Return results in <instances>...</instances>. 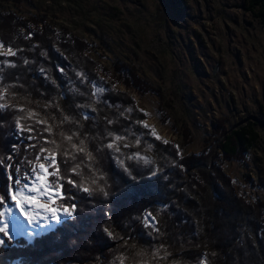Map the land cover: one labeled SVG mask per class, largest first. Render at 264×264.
Here are the masks:
<instances>
[{
	"label": "trees",
	"instance_id": "16d2710c",
	"mask_svg": "<svg viewBox=\"0 0 264 264\" xmlns=\"http://www.w3.org/2000/svg\"><path fill=\"white\" fill-rule=\"evenodd\" d=\"M251 5L259 10L256 16L264 21V0H251ZM42 22L38 18L26 21L0 10V42L16 49L15 56L0 54V62L8 60L16 65L5 66L0 73V83L11 86L6 102L35 109L41 115L54 113L58 122L62 116L56 107L40 106L53 102L65 114L79 120L82 127L66 123L63 129H78L81 137H87L88 149L95 156L92 167L98 170V184L108 195L97 191L89 196L66 185L71 188L69 194L76 197L69 201L77 205L75 216L30 244L20 239L19 243L0 249V264H119V256L126 257L125 264H200L205 256V264H264V200L250 202L239 195L233 179L219 162L220 156L228 161H244L245 154L257 144L258 126L264 128L263 105L260 115L231 131L225 132L219 121L214 142L186 157L175 145L161 143L135 123L133 114L136 121L144 119L145 114L137 111L132 96L115 85L121 82L141 95L156 93L163 100L159 88L148 84L129 64L114 61L111 71L91 61L85 54L88 43L72 33L58 34L47 26L30 29ZM77 72L85 73L89 81L95 80L108 90L98 97L92 96L91 85L82 83ZM111 75L113 81L107 79ZM69 82L79 92L73 91ZM85 103L91 107H78ZM129 107L135 110L121 116ZM85 113L87 120L83 118ZM25 114L11 108L0 111V156L12 155L17 162L25 157L31 159L36 149L26 146L36 144L38 149L43 144V140L29 141L28 132L17 134L16 118ZM108 120L114 123L109 124ZM110 131L127 137L118 142L130 145L122 147L124 155L139 151L152 163L126 161L129 175L115 163L114 153L104 147L111 139L107 135ZM141 133V143L136 145V136ZM13 145L18 146V151ZM216 148L221 150L220 156L215 155ZM64 167L61 165L62 171ZM84 174L93 173L84 168ZM101 174L104 179H99ZM4 179V170L0 169V182ZM146 213L155 217L152 227H145ZM105 228L113 232L112 237Z\"/></svg>",
	"mask_w": 264,
	"mask_h": 264
},
{
	"label": "rangeland",
	"instance_id": "374dc122",
	"mask_svg": "<svg viewBox=\"0 0 264 264\" xmlns=\"http://www.w3.org/2000/svg\"><path fill=\"white\" fill-rule=\"evenodd\" d=\"M0 10L26 21L42 19L34 31L47 26L76 35L101 67L112 71L117 61L136 68L163 100L121 82L115 88L146 113L141 121L155 129L157 140L186 157L214 142L219 121L231 131L264 107V21L251 0H0ZM7 48L0 54L8 55ZM256 131L257 144L244 161L215 152L235 191L250 202L264 200V128Z\"/></svg>",
	"mask_w": 264,
	"mask_h": 264
},
{
	"label": "snow or ice",
	"instance_id": "6c2138e0",
	"mask_svg": "<svg viewBox=\"0 0 264 264\" xmlns=\"http://www.w3.org/2000/svg\"><path fill=\"white\" fill-rule=\"evenodd\" d=\"M30 36L31 33H29ZM4 47L5 45L0 42V49ZM7 54L15 56L16 51L9 46ZM24 63L28 64L29 61L25 59ZM5 66L15 67L16 65L14 62L4 60L0 62V73L3 72ZM41 71L43 72L44 70L41 69ZM59 71L63 73L64 69L60 68ZM76 75L81 78L82 83L91 85L93 89L92 96L98 97L108 90L95 80L89 81L87 75L83 72H77ZM2 79L3 77L0 76V81ZM69 84L72 86L73 91L79 92V89L75 88L71 82ZM10 87L0 83V90H2L0 91V111L11 108L21 113H26L16 118L17 134L22 136L24 132H28L27 139L29 141L36 140L39 143L40 140H43V144L38 149L36 144H28L26 146L27 148L36 149V154L31 159L25 157L17 162L12 155L7 157L0 156V169L4 170L5 176L3 182H0V249L7 248L14 242L19 243L21 238H26L31 243L37 237H41L51 231L55 225H59L68 218L74 217L77 205L76 203H69V201L76 199L75 195L69 194L71 188H75L77 191L84 192L89 196L97 191L105 196L108 195L104 187L98 184L95 175V171L98 170H93L92 167L95 156L88 149L87 137H81L78 129L75 131H65L63 129V125L66 123L82 127L80 121L65 114L63 109H60L59 105L53 102L45 105V109L56 107L62 116L58 122L54 113L45 112L41 115L35 109H25L23 106L9 104L6 102V98ZM80 94L84 95V93ZM78 107L88 108L91 105L83 104L78 105ZM134 110L129 107L124 112H121V116H124L125 113L131 114ZM92 111H96V109L92 108ZM83 118L85 120L89 119L88 114L85 113ZM23 120H30L31 123L23 124L21 123ZM108 123L112 124L114 121L108 120ZM135 123L147 129L148 135L160 139L156 135L155 129L149 126L146 121L138 120ZM57 129H59L58 132L56 131ZM107 135L111 139L104 147L114 153L113 159L115 163L123 167L124 171L128 172L129 175H131V171L126 161H142L144 164L152 163L150 158L141 155L139 151L127 155L122 153V147L128 148L130 145L128 143L120 145L118 142L125 140L127 137L117 135L111 131ZM143 135L141 133L136 136V145L141 143ZM57 136L59 139L56 138ZM164 143L168 142L164 141ZM47 145H52V147H47ZM12 147L18 151L17 145ZM148 147L151 148L152 145L149 144ZM70 163L71 166L68 167ZM61 165L65 166L63 171ZM84 168H88L93 174L85 176ZM152 174L155 175L156 172ZM73 177H79L80 179L77 181ZM99 179H104V176L101 174ZM66 185H70L71 188L66 187ZM154 220L155 217L151 213H146L145 227H152L151 222ZM156 230L158 231V229ZM104 231L109 237L113 236V232L108 228H105ZM126 243L127 241H125ZM206 259L207 257L205 256L204 260ZM117 260L119 264H125L126 257L119 256ZM204 260L200 264H204Z\"/></svg>",
	"mask_w": 264,
	"mask_h": 264
}]
</instances>
